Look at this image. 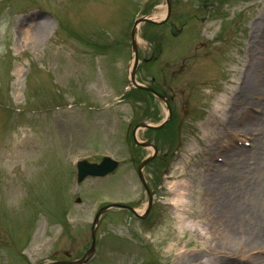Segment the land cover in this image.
<instances>
[{"label":"rangeland","instance_id":"obj_1","mask_svg":"<svg viewBox=\"0 0 264 264\" xmlns=\"http://www.w3.org/2000/svg\"><path fill=\"white\" fill-rule=\"evenodd\" d=\"M144 2L0 0V264L83 259L95 214L111 201L130 209L101 213L90 264H220L199 232L180 230L178 221L204 222L210 245L222 235L217 205L229 186L264 212V138L242 154L225 148L232 134L256 128L242 118L253 115L254 101L260 105L256 84L243 98L253 104L234 98L241 102L251 51L263 57L264 0H170L165 23L166 0H148L138 12ZM138 16L135 80L161 91L170 111L130 82ZM171 23L182 28L177 36ZM166 118L163 128H150ZM146 141L156 155L143 165L142 181L139 166L153 153ZM103 155L120 167L77 182L73 160L98 163ZM228 175L235 178L223 186ZM180 189L181 219L166 205Z\"/></svg>","mask_w":264,"mask_h":264},{"label":"bare ground","instance_id":"obj_2","mask_svg":"<svg viewBox=\"0 0 264 264\" xmlns=\"http://www.w3.org/2000/svg\"><path fill=\"white\" fill-rule=\"evenodd\" d=\"M42 27L43 25L41 24L35 28L40 30ZM23 32L25 34V40L31 39L33 32H31L30 28L24 29ZM262 51L263 57L261 58H259L260 55L251 51V68H246L242 72L243 82L240 88L242 94L238 96L242 98L241 102L238 101V98H234L240 106H249L248 104L252 103L250 101L252 98H249L247 101H244L243 98L245 94H247L250 86L254 87L256 84L258 89V93L256 92V94L260 96V99L262 98L259 106L257 102L254 101L256 103V105H254L255 108L260 109L261 114L255 117L256 121L254 122L256 126L255 131H258L256 136L259 135V137L264 135V49H262ZM253 67L256 68L253 69ZM252 74L255 75L252 76ZM252 104L250 106H252ZM244 117L247 119L250 118V115L244 114ZM226 182L230 181L224 176L223 186ZM215 189H217V187ZM229 189H231V186L228 188L223 187V194L220 193L218 198L219 206L217 205V211L222 222V226H219V230L222 229L220 238L216 237L210 245H207V242H210L211 238L210 233L206 231L207 229L204 227L205 223L202 221L183 222L180 218L182 217V210L177 214L181 219V221H178V228L182 230L185 227H190L193 231H198L200 236L203 237V240L207 241L205 246H208V248L206 247L205 252L209 251L212 252L214 256L217 255L218 257L215 256L216 258L213 260H218L217 262L220 264H264V212L256 210L255 207L244 203L246 201H243V198L248 192L241 191L234 196L235 193L230 194V192H227ZM185 195L186 193L181 191L176 196V199L183 208H185ZM196 255H193L191 258L193 261H197L199 256ZM203 262L204 264H215V262H211L209 258H206Z\"/></svg>","mask_w":264,"mask_h":264},{"label":"water","instance_id":"obj_3","mask_svg":"<svg viewBox=\"0 0 264 264\" xmlns=\"http://www.w3.org/2000/svg\"><path fill=\"white\" fill-rule=\"evenodd\" d=\"M167 4L169 6V0H167ZM133 49L135 50V40L133 38ZM163 99V98H162ZM145 125V124H143ZM148 143H145L144 145H147ZM151 158L147 159L146 161H144L140 166H139V173L141 174V169L143 167L144 164H146L148 161H150ZM114 163L110 162L108 163V161L106 160L103 164H101L100 166H90L87 164H80V178H82L83 176H85L86 174H95V175H104L106 174V172H108L111 166H113ZM109 169V170H108ZM91 253V251H89V254Z\"/></svg>","mask_w":264,"mask_h":264}]
</instances>
